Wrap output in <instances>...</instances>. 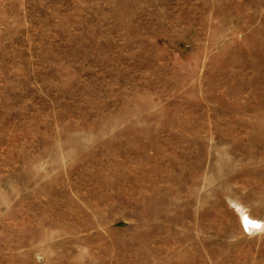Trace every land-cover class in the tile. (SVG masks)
I'll use <instances>...</instances> for the list:
<instances>
[{"label":"rangeland","instance_id":"rangeland-1","mask_svg":"<svg viewBox=\"0 0 264 264\" xmlns=\"http://www.w3.org/2000/svg\"><path fill=\"white\" fill-rule=\"evenodd\" d=\"M0 264H264V0H0Z\"/></svg>","mask_w":264,"mask_h":264}]
</instances>
